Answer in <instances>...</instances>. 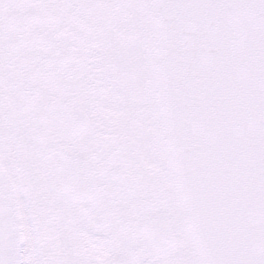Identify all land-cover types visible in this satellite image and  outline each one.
I'll return each mask as SVG.
<instances>
[{
	"label": "snow or ice",
	"instance_id": "1",
	"mask_svg": "<svg viewBox=\"0 0 264 264\" xmlns=\"http://www.w3.org/2000/svg\"><path fill=\"white\" fill-rule=\"evenodd\" d=\"M0 264H264V0H0Z\"/></svg>",
	"mask_w": 264,
	"mask_h": 264
}]
</instances>
